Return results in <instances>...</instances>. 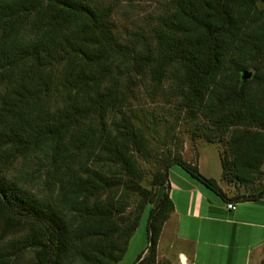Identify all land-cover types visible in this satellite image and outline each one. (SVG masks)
<instances>
[{
    "label": "trees",
    "instance_id": "16d2710c",
    "mask_svg": "<svg viewBox=\"0 0 264 264\" xmlns=\"http://www.w3.org/2000/svg\"><path fill=\"white\" fill-rule=\"evenodd\" d=\"M168 1L153 45L138 51L113 31L115 1L0 0V264H116L147 205L146 251L133 264H164L156 246L173 164L224 200L264 194L228 195L168 147L142 183L139 159L152 152L115 67L156 82L177 74L184 108L211 123L194 134L227 143L222 177L246 185L263 172L264 0ZM18 158L38 164L26 161L19 179H42L44 192L7 175Z\"/></svg>",
    "mask_w": 264,
    "mask_h": 264
},
{
    "label": "rangeland",
    "instance_id": "374dc122",
    "mask_svg": "<svg viewBox=\"0 0 264 264\" xmlns=\"http://www.w3.org/2000/svg\"><path fill=\"white\" fill-rule=\"evenodd\" d=\"M100 3L115 1L117 5L109 16L113 31L120 42L129 47L142 51L147 43L153 45L152 29L156 25L158 15L169 7L168 0H95ZM261 5V3H259ZM122 69V65L120 66ZM247 70L253 71L252 68ZM115 74H120L121 83L127 91L125 103L126 112L133 117L136 126H140L147 136V143L151 149L150 158H140L139 162L145 173L142 183L149 185L153 172L158 168V157L166 147L178 150L182 157L197 162L199 170L206 176L216 178L218 183L227 190L236 191V188L246 190L238 180H227L222 177L220 161L221 152L227 147L225 140H220L216 132L213 140L203 135H196L205 127L211 125L209 119L203 115L196 117L188 112L182 104L183 84L177 74L170 72L167 76L155 81L148 69L142 73L131 71L127 75L121 73L120 68H114ZM205 126V127H204ZM196 127H198L196 129ZM204 127L203 129H201ZM209 129V128H208ZM227 133V132H225ZM27 165L35 169L38 164L34 160L18 158L8 166L7 175L14 180ZM171 169L185 172L178 165L173 164ZM26 186L36 193L44 192L42 179L35 180L20 178ZM240 192V190H239ZM129 211L136 202V196L129 198ZM149 206L142 212L137 227L129 238L127 248L116 264H132L136 256L147 246L146 218ZM28 260L26 259L25 262ZM159 262H163L159 260ZM164 263V262H163ZM166 264V263H164Z\"/></svg>",
    "mask_w": 264,
    "mask_h": 264
},
{
    "label": "crops",
    "instance_id": "0c3cea01",
    "mask_svg": "<svg viewBox=\"0 0 264 264\" xmlns=\"http://www.w3.org/2000/svg\"><path fill=\"white\" fill-rule=\"evenodd\" d=\"M262 170L253 182L241 184L246 190L223 189L228 195L239 190L254 193L264 186V162ZM168 181L173 208L157 242L158 260L166 264H264V194L256 199L224 200L186 171L171 167Z\"/></svg>",
    "mask_w": 264,
    "mask_h": 264
},
{
    "label": "water",
    "instance_id": "95a60500",
    "mask_svg": "<svg viewBox=\"0 0 264 264\" xmlns=\"http://www.w3.org/2000/svg\"><path fill=\"white\" fill-rule=\"evenodd\" d=\"M251 76V71L250 70H245V71H242L241 73V79H246L248 77Z\"/></svg>",
    "mask_w": 264,
    "mask_h": 264
},
{
    "label": "built area",
    "instance_id": "2783aa9c",
    "mask_svg": "<svg viewBox=\"0 0 264 264\" xmlns=\"http://www.w3.org/2000/svg\"><path fill=\"white\" fill-rule=\"evenodd\" d=\"M227 205H228V207H232V208L234 207V205L231 203H228Z\"/></svg>",
    "mask_w": 264,
    "mask_h": 264
}]
</instances>
